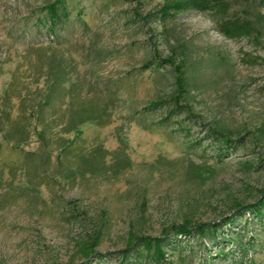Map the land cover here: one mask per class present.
<instances>
[{"label": "rangeland", "instance_id": "374dc122", "mask_svg": "<svg viewBox=\"0 0 264 264\" xmlns=\"http://www.w3.org/2000/svg\"><path fill=\"white\" fill-rule=\"evenodd\" d=\"M54 1L0 0V264H119L129 232L163 237L162 264H264L245 211L264 196L262 0H229L257 32L240 38L213 11L163 22L164 0H60L52 28ZM179 64L188 107L169 115ZM184 223L247 250L175 235Z\"/></svg>", "mask_w": 264, "mask_h": 264}, {"label": "trees", "instance_id": "16d2710c", "mask_svg": "<svg viewBox=\"0 0 264 264\" xmlns=\"http://www.w3.org/2000/svg\"><path fill=\"white\" fill-rule=\"evenodd\" d=\"M264 3V0H262ZM229 0H164L161 7L158 10L159 19L165 22L168 19L175 18L179 14L187 11H197V12H208L213 11L220 15L221 19L217 23V31L227 38H240L243 36L256 35V29L253 22L247 18L240 16L228 17V11L230 9ZM68 13L65 6L60 2V0H55L53 3L49 4L47 7V18L50 23V27L54 28L57 24H62L65 22ZM176 79H175V92L171 96L173 102L172 110H169V115L177 112L180 108H187L186 104H181V100H185L189 95V90L187 88V79L185 76L184 69L182 65L175 67ZM150 107L160 106L161 102H151ZM164 103V102H163ZM190 109H188L189 111ZM190 112V111H189ZM21 113V112H20ZM21 115V114H20ZM21 122L18 118L10 122L11 126L18 129V124ZM214 135H219L221 142L230 147L233 142L224 134L218 130H211ZM237 141H242L240 137ZM246 212H250L252 217L259 220L261 225H264V196L257 199L256 203L245 207ZM237 218L228 217L225 219V223L230 225L235 223ZM221 224L219 223H198L195 226H190L188 223L180 224L174 227L173 231L175 235H180L186 237L195 231L202 239L210 241L211 243H220L223 245L230 243V245H235L237 248L235 251L230 250L234 255L238 252L242 254L245 252L246 245L242 241V235L228 237L226 240L221 237L220 234ZM152 243H154V254L155 256L150 257V260L144 259L141 254V248H152ZM164 238L163 237H150L143 235H136L129 232L126 241V247L121 251L120 263L119 264H162L161 262L165 259L163 252ZM230 246V247H231ZM84 257L88 259L92 254L95 253V243H86L81 246ZM223 251L221 250V253ZM99 255L96 254V257ZM155 257V258H154ZM236 261V260H235ZM85 264H90L87 261Z\"/></svg>", "mask_w": 264, "mask_h": 264}]
</instances>
